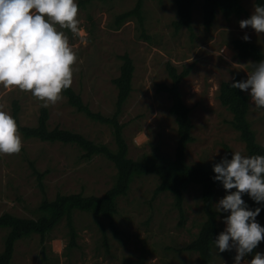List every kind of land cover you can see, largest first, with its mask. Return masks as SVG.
Instances as JSON below:
<instances>
[{
    "label": "rangeland",
    "instance_id": "1",
    "mask_svg": "<svg viewBox=\"0 0 264 264\" xmlns=\"http://www.w3.org/2000/svg\"><path fill=\"white\" fill-rule=\"evenodd\" d=\"M137 0H91L79 6L80 32L64 31L77 54L73 65V83L94 111L112 114L116 108L118 88L113 78L119 75L123 62L121 55L128 53L135 64L132 92L126 101L120 120L125 123L129 156L160 150L173 157L178 139V125L170 111L173 103L168 91H159L161 82L171 83L168 63L178 71L191 67L181 82L185 103L191 108L192 134L195 137L187 148L189 163L214 164L233 152H246L240 131L230 122L232 114L219 99L224 80H231L240 71L245 79L254 60H242L232 47V40L251 37L264 51V33L241 29L239 21L254 11L255 0H243L246 13L227 18L218 12L212 28L203 23V0H197L193 12L192 31L187 27L176 31L172 21L177 17L175 0H145L146 36L141 34L136 18L128 19L114 28L116 14L132 8ZM63 99L50 105L49 126H61L83 133L96 142L116 148L112 128L89 117ZM18 101L23 124L36 125L41 102L30 92L18 88L5 89L0 85V105L13 114ZM251 102V99H250ZM249 118L257 139L264 145V110L251 103ZM23 147L18 155L0 154V214L10 211L20 216L37 217L36 209L43 198L38 176L32 168L46 171V196L54 198L58 192L83 191L102 195L113 183L117 168L113 161L98 154L90 160L82 158L81 148L72 143L50 142L26 138L21 134ZM160 179L150 173L137 176L127 195L119 198L116 215L118 233L114 234L110 220L103 218L110 248L103 243L101 230L91 212L76 210L74 220L79 232L77 246L68 247L69 234L66 219L48 234L44 245L41 236L34 234L18 240L13 264H235V250L220 253L214 250L211 262L204 263L199 254L184 249L197 235L204 219L201 192L198 184H191L183 201L186 217L181 222L174 204V195L162 192L154 195ZM232 191H235L233 189ZM226 195L222 185L217 187L215 205ZM248 204L250 198L242 197ZM220 213L219 222L225 228ZM6 228H0V252L4 248ZM257 252L264 253V242ZM253 257V256H252ZM251 256L245 260L250 261ZM244 264V261L241 262Z\"/></svg>",
    "mask_w": 264,
    "mask_h": 264
},
{
    "label": "trees",
    "instance_id": "2",
    "mask_svg": "<svg viewBox=\"0 0 264 264\" xmlns=\"http://www.w3.org/2000/svg\"><path fill=\"white\" fill-rule=\"evenodd\" d=\"M91 0H80L81 3ZM177 5V17L172 21L174 29L180 31L187 27L192 31L194 5L197 0H175ZM243 0H203V23L206 29L212 28L218 12L223 13L227 18L232 15L241 16L246 13ZM256 5H264V0H255ZM145 0H137L135 5L123 12L116 14L114 28H119L128 19L136 18L141 34L146 36V15L144 10ZM232 47L242 60L252 59L254 63L264 60V51L253 41L245 42L242 38L232 40ZM123 60L118 76L113 78V82L118 88L116 108L112 114H104L94 111L84 100L82 94L71 85L63 93L68 97L70 104L77 110L84 112L89 117L108 124L113 131L116 148H111L103 142H96L81 132L55 126L50 128V110L41 108L38 122L36 125L23 124L20 119L21 106L18 101L14 102L13 114L19 133L26 138H39L42 140L78 145L82 150V158L90 160L98 154H103L114 162L117 173L114 183L102 194H85L79 192H58L54 198L46 196V186L44 177L46 171H40L31 161L32 168L38 176L43 198L39 203L36 212L37 217L20 216L10 211L0 214V228L8 229L4 240V248L0 252V264H13V257L18 240L30 237L34 234L41 236L43 245L44 259L47 258L44 242L49 233L64 219L68 226L69 244L73 249L77 246L79 232L75 224L74 213L76 210L91 212L98 224L105 247L110 248V239L107 227L103 218L110 220V227L114 234L118 233L116 215L119 212V198L127 195L131 184L137 176L154 173L159 176V183L154 189V195L162 192H170L174 195V204L180 213L183 223L186 214L184 209L185 191L191 184H198L201 192L202 206L205 219L197 235L184 247L189 251L197 252L204 263H209L214 257L215 247L213 241L224 230L219 222L220 213L215 209V198L217 187L222 185L214 181L213 164L189 163L186 159L189 143L195 140L192 134L194 127L191 108L185 103L181 82L190 73L191 67H186L182 71L168 63L171 83L161 82L158 84L159 91H168L173 101L170 111L175 115L178 125V139L175 154L173 157L164 155L159 149L152 153L143 154L139 158L129 156V145L125 136V123L120 120V115L124 105L128 100L133 86L135 64L128 53L121 55ZM235 80L245 79L242 72L238 71L234 75ZM233 78L224 80L220 86L219 99L221 103L230 110L232 118L231 124L240 131L242 139L246 144V152L242 155H264V145L257 139V134L249 118L251 107L250 96L248 93L239 89L231 88ZM227 158L231 159L232 149L227 146ZM218 163V162H217ZM248 206L251 210L261 207L260 214L256 220L264 226V206L250 200ZM260 245V244H259ZM259 247V246H258ZM258 247L248 256H254Z\"/></svg>",
    "mask_w": 264,
    "mask_h": 264
},
{
    "label": "clouds",
    "instance_id": "3",
    "mask_svg": "<svg viewBox=\"0 0 264 264\" xmlns=\"http://www.w3.org/2000/svg\"><path fill=\"white\" fill-rule=\"evenodd\" d=\"M76 0H0V85L30 92L44 108L63 99L62 92L73 83L77 54L64 31L80 32ZM241 29L264 33V5H256ZM242 39L250 42L245 34ZM247 78L235 80L231 88L249 94L256 109L264 110V60L246 64ZM23 147L15 118L0 105V154L18 155ZM213 179L226 195L215 205L223 217L224 230L213 241L220 253L235 250V264H264V253L255 252L264 242V226L256 220L261 207L251 210L242 198L247 195L264 206V155L244 156L236 151L231 159L222 157L213 164ZM235 189V191H232Z\"/></svg>",
    "mask_w": 264,
    "mask_h": 264
}]
</instances>
